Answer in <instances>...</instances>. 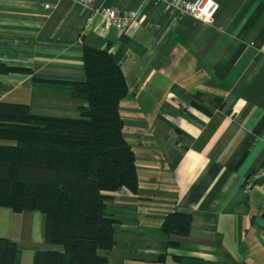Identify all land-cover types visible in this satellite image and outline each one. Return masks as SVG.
Wrapping results in <instances>:
<instances>
[{"label":"crops","instance_id":"obj_1","mask_svg":"<svg viewBox=\"0 0 264 264\" xmlns=\"http://www.w3.org/2000/svg\"><path fill=\"white\" fill-rule=\"evenodd\" d=\"M216 1L207 22L156 0H93L137 10L121 30L100 16L88 23L75 0H0V61L32 69L0 74V100L77 118L88 106L73 95L86 79L84 46L109 47L124 71L139 188L110 193L105 213L119 223L100 251L108 264H264V181L245 191L264 163V0ZM173 211L191 214L188 235L161 230ZM0 236L17 243L16 264L63 250L45 240L39 210L0 207Z\"/></svg>","mask_w":264,"mask_h":264},{"label":"trees","instance_id":"obj_2","mask_svg":"<svg viewBox=\"0 0 264 264\" xmlns=\"http://www.w3.org/2000/svg\"><path fill=\"white\" fill-rule=\"evenodd\" d=\"M84 64L86 79L73 93L88 101L80 117L37 115L28 103L0 100V140L9 141L0 143V207L41 211L45 240L63 247L35 251L33 264H108L100 251L113 248L119 223L105 213L110 193L138 192L136 154L120 110L129 90L124 71L109 47L85 45ZM14 72L32 69L0 61V74ZM191 226V214L173 211L161 230L188 235ZM17 252L14 240L0 236V264H16Z\"/></svg>","mask_w":264,"mask_h":264},{"label":"built area","instance_id":"obj_3","mask_svg":"<svg viewBox=\"0 0 264 264\" xmlns=\"http://www.w3.org/2000/svg\"><path fill=\"white\" fill-rule=\"evenodd\" d=\"M90 8L91 13L88 17V23L94 21L97 16L102 17L109 24L116 26L121 30L130 28L139 17L137 10L127 9L115 6H101L95 7L93 0H75ZM163 2L166 9L175 10L180 14H189L195 18L212 22L220 7L216 0H156ZM46 7H50L47 4ZM264 181V163L246 180L245 191H249L253 183L257 181Z\"/></svg>","mask_w":264,"mask_h":264}]
</instances>
